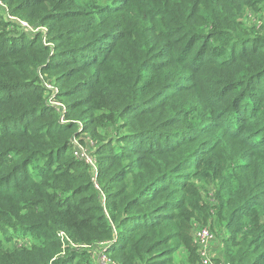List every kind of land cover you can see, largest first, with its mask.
Here are the masks:
<instances>
[{"label":"trees","instance_id":"16d2710c","mask_svg":"<svg viewBox=\"0 0 264 264\" xmlns=\"http://www.w3.org/2000/svg\"><path fill=\"white\" fill-rule=\"evenodd\" d=\"M263 18L0 0V264H203L197 224L208 264H264Z\"/></svg>","mask_w":264,"mask_h":264},{"label":"built area","instance_id":"2783aa9c","mask_svg":"<svg viewBox=\"0 0 264 264\" xmlns=\"http://www.w3.org/2000/svg\"><path fill=\"white\" fill-rule=\"evenodd\" d=\"M9 18L14 21V17L13 16H9ZM20 24L25 27L28 30L31 31H35L36 29H32L30 28L26 22L21 21ZM53 104H59L57 102H54ZM61 107H63V105L59 104ZM58 105V106H59ZM76 147L77 150L75 152V155L83 158L86 163H88L89 165L92 166V168L94 169V174H93V181L95 186H97L96 183V175H97V169L95 166V159H93L87 152V149H84L83 147H81L76 139L73 140L72 142ZM214 234L207 228V227H198L195 229L194 231V239L196 241L197 244V250H198V254L201 257V261L203 264H208L209 263V256H210V245L211 243L214 241ZM100 264H109L111 263L110 260L106 257V255L104 253L100 254L97 260ZM113 264H116L113 262Z\"/></svg>","mask_w":264,"mask_h":264},{"label":"rangeland","instance_id":"374dc122","mask_svg":"<svg viewBox=\"0 0 264 264\" xmlns=\"http://www.w3.org/2000/svg\"><path fill=\"white\" fill-rule=\"evenodd\" d=\"M245 18H247V19H249L250 21H252V20H254V19H252V17H251V15L250 14H246V15H244V20H245ZM252 19V20H251ZM256 19V18H255ZM263 21H264V18H263ZM55 106H58L59 104H54ZM85 149V148H84ZM203 224V223H202ZM196 228H198V227H207L208 229H210L209 228V226H207V224H203V225H199V224H197V226H195ZM214 245H215V238H214V242H213V244H212V248L214 247ZM216 253V251L214 250H212V253ZM211 254V253H210ZM180 257V255H177V259ZM183 257V253L181 254V258Z\"/></svg>","mask_w":264,"mask_h":264}]
</instances>
